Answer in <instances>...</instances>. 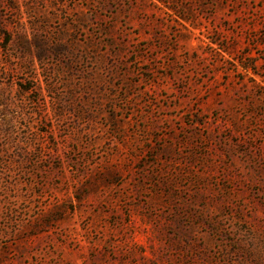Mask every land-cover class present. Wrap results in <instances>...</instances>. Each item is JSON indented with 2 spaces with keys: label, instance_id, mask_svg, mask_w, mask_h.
I'll list each match as a JSON object with an SVG mask.
<instances>
[{
  "label": "rangeland",
  "instance_id": "rangeland-1",
  "mask_svg": "<svg viewBox=\"0 0 264 264\" xmlns=\"http://www.w3.org/2000/svg\"><path fill=\"white\" fill-rule=\"evenodd\" d=\"M0 264H264V0H0Z\"/></svg>",
  "mask_w": 264,
  "mask_h": 264
}]
</instances>
